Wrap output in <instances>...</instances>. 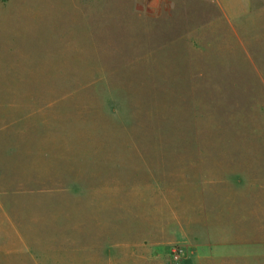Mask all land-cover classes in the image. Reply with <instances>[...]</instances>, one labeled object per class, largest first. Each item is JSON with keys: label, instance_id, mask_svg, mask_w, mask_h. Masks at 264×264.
Listing matches in <instances>:
<instances>
[{"label": "rangeland", "instance_id": "374dc122", "mask_svg": "<svg viewBox=\"0 0 264 264\" xmlns=\"http://www.w3.org/2000/svg\"><path fill=\"white\" fill-rule=\"evenodd\" d=\"M112 263L264 264V0H0V264Z\"/></svg>", "mask_w": 264, "mask_h": 264}, {"label": "crops", "instance_id": "0c3cea01", "mask_svg": "<svg viewBox=\"0 0 264 264\" xmlns=\"http://www.w3.org/2000/svg\"><path fill=\"white\" fill-rule=\"evenodd\" d=\"M243 4V3H242ZM184 225L185 226H190V225H197V222H195V221H193V220H190L189 222H186V223H184ZM199 225V224H198ZM202 225H204V223L202 224ZM117 227V226H116ZM115 231H116V229H115ZM127 242H128V244H130V245H132V246H134V244H135V240L133 239H130V241H129V239L127 240ZM144 243V242H143ZM239 245V244H238ZM97 255V254H96ZM97 257H99V254L97 255ZM113 264V263H112Z\"/></svg>", "mask_w": 264, "mask_h": 264}]
</instances>
